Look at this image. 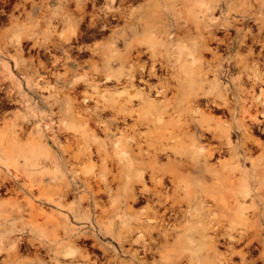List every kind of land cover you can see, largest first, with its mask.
<instances>
[{"label": "bare ground", "instance_id": "bare-ground-1", "mask_svg": "<svg viewBox=\"0 0 264 264\" xmlns=\"http://www.w3.org/2000/svg\"><path fill=\"white\" fill-rule=\"evenodd\" d=\"M50 1L53 0H47L43 4L48 6ZM255 1V7L248 6L240 10L239 20L243 24L254 20L257 29L255 32L252 27H238L235 20H229L228 14H224V17L215 14V10L222 13L227 0H74L75 6L73 1V4L69 3V7H75L73 12L65 13L61 6L50 8L47 40L39 43V46L50 53V65L55 67L58 61L61 62V57L58 58L55 54L57 50L71 51L73 47H77L81 53L89 52L96 56V60L80 62L78 58L70 59L67 55L72 63L82 68L88 64L91 68L71 81V87L83 84V88H87H84L82 96L78 95L81 97L79 103L76 101L79 105L75 103L76 106H69L72 117L87 120L89 117H81L84 112L82 109L85 110L88 100L93 99L97 106L102 103L95 113L101 122L98 128L109 136L119 134L114 140V151L110 152L113 168H107L106 164L101 166L93 195L95 202L100 203L102 196L113 194L110 186L115 182L118 186L116 194H119L122 205L117 203L115 207L116 218L81 237L82 240L93 239L95 243H99V237L106 235L113 242L112 246H101L103 253L111 252V255H105V260L100 263V257L99 260L94 259L91 264H255L256 258L247 256V249L253 248L259 228L252 222L255 219L250 220V214L255 217L261 212L256 210L255 201L259 199L264 203V192L256 193L249 186L231 185L232 179L223 175L227 166L238 163L241 159H249L251 164L256 163L249 142L255 140V126L264 124V0ZM33 6L36 7L37 3L33 2ZM66 16H69L73 26L55 34L54 19L58 17L63 20ZM82 24L86 26L85 29L100 27L101 31L110 30L108 39L105 43L84 45L89 36L85 34V30L82 32ZM230 28L234 29V36H230L232 33L224 38L217 36V31ZM214 41H217V45L212 47L210 43ZM221 44H225V57L229 62L225 69L222 68L224 54L218 51ZM18 45H21L20 40ZM121 45L123 49H120ZM234 48H237L235 52ZM242 50L245 52L242 53ZM75 53L78 57L79 52ZM207 53L211 54V61L207 59ZM90 54L86 56L89 57ZM38 55L41 56L40 53ZM97 55L98 59L99 56L102 59L100 68L98 64L101 62L97 64L100 60H97ZM43 58L41 57L42 60ZM41 59L39 63L37 60L39 67L35 66L37 72L49 67L48 59L46 62ZM204 64L214 69V77L209 78L203 72ZM247 67L250 69L246 70ZM236 68L239 72L246 71L247 77L243 78V75L238 74L228 86L222 85V71L228 76ZM67 78L70 76L64 77L66 80ZM102 80L114 81V84L102 86ZM27 82L29 84L30 80ZM229 89L231 94L237 96L233 100H230ZM107 96L109 101L101 102ZM241 103L242 109H238ZM214 109L226 111L230 120L225 118L227 114L223 113V118L214 112L218 115L216 118L212 114ZM238 111H241L242 117L236 119ZM103 112H108L110 117L103 119ZM89 116L91 119L92 115ZM128 119L132 122L128 123ZM121 121H126V124L119 126ZM111 124L115 126L113 132ZM141 127L146 130L141 131ZM231 133L242 134V137L233 140ZM72 135L74 136L73 133ZM14 136L15 140L19 139L17 133ZM129 140L134 141L136 146L129 145ZM213 140L216 142H212ZM76 141L77 146L79 141ZM35 148V145H31L30 152L35 155L32 162L41 165L44 159L35 154ZM98 152L102 156L103 153L100 150ZM225 152L231 159L224 160L220 157ZM162 157L165 161L161 160ZM138 158L140 161H137ZM145 159L147 163L144 162ZM78 161L81 164L80 159ZM147 177L150 184L147 183ZM5 180L7 177L0 174L1 186ZM167 181L171 186H168ZM262 188L264 191V186ZM34 189L29 187L26 191L35 195ZM36 190H39L40 201L57 203L69 191L60 188L55 192L58 194L55 197L47 195L40 188ZM246 197H250L249 204H245ZM143 202L147 206L137 210L135 205ZM116 222L117 230L113 226ZM26 232V227H22L17 236L8 235L0 239V264L45 263L42 253L40 255L34 252L33 257L22 256L21 249L24 245L26 248L27 245H38L48 249L51 264H84L91 259L89 248L84 250L85 244L82 249L87 254L83 255L77 248V232L67 231L66 236L69 238L61 243L56 241L55 243H59L56 246H52L44 238V232H40L41 236H37V241L36 238L28 237ZM219 236L224 242L219 241ZM257 240L259 245L264 246V237L258 236ZM242 242L245 243V248L247 246L246 251L243 247L236 249ZM221 244L226 245L229 252H218ZM256 244L255 247L258 246ZM170 251H173L172 256ZM212 253L216 255V259L211 257ZM234 257H239L238 263H235Z\"/></svg>", "mask_w": 264, "mask_h": 264}, {"label": "rangeland", "instance_id": "rangeland-1", "mask_svg": "<svg viewBox=\"0 0 264 264\" xmlns=\"http://www.w3.org/2000/svg\"><path fill=\"white\" fill-rule=\"evenodd\" d=\"M72 1L74 2V0H53L49 2L48 6H45L43 3H46L47 0H0V124L3 123L0 125V174H4V176L7 177V180L5 181L10 182V184L8 182L9 185L6 182H4L2 186L0 185V239L8 235H11L13 237L17 236L19 234V230L22 227H26L27 232L25 234H27L28 237L36 238L35 241H37V236H41L40 232H44V238L49 243H51L52 246H56L57 244L64 242L65 240H67V238H69L66 236L67 231L77 232V239L75 240L76 246L83 255L89 252V258L91 259L90 261H85L84 264H91V261L94 259H101L98 261V263H100L105 260V255H111V252L106 254L103 253L101 246H112L113 242L106 235H101V237H99V243H95L93 239H89V241L88 239L82 240L81 237L84 233L90 234L92 230H97L103 224H108L109 221L116 218L117 209L115 207L117 203H120L122 205V202H120L119 194H116L118 192V186H116L115 182H112L110 186L113 194L111 196H108L107 194L102 196V201L98 203L99 205L95 202L96 198L93 195V190L96 188L95 181L96 179H98V177H100L99 171H101V166L106 164L107 168H113L111 163L110 152L114 151V140L119 134L109 136L104 134V130L98 128L100 127L99 123L101 124V122H99V120L95 116V113L98 109L101 108V102L109 101L108 96L103 97L101 102H99L101 104H99L98 106L96 105L95 100L89 99L87 102L88 105H86V109H82V111H84L82 114V111L80 109V114L82 115L81 117H89L88 119H90L91 116L89 115H92L93 119L91 118L90 120H78L76 119L77 117H74V119L72 117L73 114L70 113L71 111L69 109V106H76V101H78L79 103L81 99V97L79 96H82L81 93H83V91L85 90L84 88H86H83V84H81V86L80 84H78V87L80 89L77 86L75 87V89L74 87H71V81L74 78H77L84 71H90L91 68L88 64H86L85 67L82 68L80 65L72 63L71 60H68L67 55H69L70 59L76 60L78 58L77 60H79L80 62H87L89 59H94V57L96 56H93L88 52L87 54H90V56H92L88 57L86 56V53H81L80 50L78 51L77 47H73L71 51L57 50L56 52L58 54H55L58 58L61 57V62L59 63L58 61V64L55 67H52L50 65L51 63L49 62L50 53H48L44 48H42V46H39V43L42 44L44 43V41L47 40V24L49 23L47 22V18L49 17L51 12L50 8L61 6L62 10L65 13L73 12L72 10H75V2L73 4L71 3ZM97 1L101 2L102 0ZM33 2L37 3L36 7L33 6ZM69 3L73 4L74 6L70 5L71 7H69ZM255 3V0H227L222 13L217 12V10H215V14L217 16L222 17H224V14H228L229 20H235L237 23L235 24L238 27H244L246 29L248 27H252L253 31L255 32L257 31V29L255 28L256 26L254 20H250L246 24L239 22L241 17L240 10L248 6L255 7L257 5V3ZM87 23L88 21L86 19L85 24ZM53 24L55 25V34L73 26V24H71L69 21V16H66V18L63 20L56 17L53 21ZM85 28L86 26L84 27V24H82V32L83 30H85V34L89 36L85 39L86 41L84 40L85 42L83 41L84 43L82 42L84 45H94L103 42L105 43L109 37L110 30L101 31L99 30L100 27H96L94 29ZM89 32L92 34H90ZM102 32H104V34ZM216 34L217 36L220 35L221 38L227 37L230 34V36L232 37L235 35V31L233 28L221 29L217 31ZM18 40H20V46L18 45ZM26 42L28 43L26 44ZM25 45H28L29 47H26ZM210 45L212 47H215L217 45V41H214L213 43L211 42ZM222 45L223 44L220 45V47L222 48L219 47L221 51L219 50V48L218 51L224 54L222 68L225 69L228 66L229 62L228 60H226L225 57L227 55V51L226 49H224L225 44L223 46ZM5 47L6 50L8 49V51L5 50ZM120 49H123L122 45L120 46ZM236 49L237 48H234L233 52H235ZM33 50L34 52H32ZM72 51L74 53L76 51L77 53L79 52L78 57L76 53L75 57ZM241 52L244 53L245 50H242ZM39 53L41 56L38 55ZM41 57H44L43 60H45L43 61ZM40 59L43 62H46V59H48L47 64L49 67H47L45 71L41 70L40 72H37L35 68L39 67L38 63ZM99 59L97 55V60H99L97 64L101 62L100 64H98L100 68L102 67V59L100 56ZM207 59H209L210 61L212 60L211 54L207 56ZM94 60H96V58ZM224 62H226V64ZM20 69L22 70L20 71ZM248 69L250 68L247 67L246 70ZM25 71H27L28 73H26ZM203 72L207 74L209 78L214 77V69H212L210 65L204 64ZM4 73L6 74L4 75ZM245 73L246 71L239 72V69L236 68L232 70L227 76L225 72L222 71L220 81L222 85L228 86L230 84L231 79L236 77L238 74L243 75V78L247 77ZM67 75H69L70 78H67L66 80L64 79V77ZM40 77L43 80H41ZM28 79L30 80L29 84L27 82ZM50 79H52V82H50ZM102 82V86H107L108 84V86H110L114 81L104 82L102 80ZM60 87L62 92L59 89ZM72 90H75V93L72 92L73 94L71 93L72 95H70V92ZM78 90L80 94L78 93ZM67 91L69 92L67 93ZM228 92L230 95L231 89H229ZM229 97L230 100H233V98H236L237 96L236 94H231ZM9 99L10 103H8ZM4 103H6L7 105H5ZM242 105V103L239 104L238 109H242ZM214 112H216V114H219L220 116H223V118L225 114H227L224 110L214 109L212 111V114L216 118L218 117V115L216 116ZM241 114V111H238L236 119L242 117ZM103 115V119H107L110 117L108 112H103ZM70 116L72 119L70 118ZM54 117H56V119ZM62 118L63 121H61ZM225 118L227 120H230V115L227 114V117ZM128 120V123L132 122L130 119ZM22 123H24L25 125ZM124 124H126V121H121L119 123V126H123ZM60 126L62 128L57 129V127L59 128ZM263 126L264 124H257L255 126V128L253 129V135L255 137V140L254 142H249L250 146L253 149L252 157L256 160V163L251 164V161L249 159H241L238 163H233L230 166H227L223 173V175L227 179H232L231 185L233 184L234 186L245 187L249 186L252 188L253 191H256V193L264 192L262 188V186H264ZM113 127L115 126L111 124L112 132L114 131L112 130L114 129ZM140 129L141 131L146 130L145 127H141ZM20 131L22 135L19 134ZM71 131L75 137L72 135V133H70ZM15 133L18 134L19 139H22L15 140ZM238 137H242V134L231 133V138L233 140L238 139ZM79 138H81V140ZM70 141H73L74 144ZM75 141H79L77 143V146ZM212 142L216 141L213 140ZM31 145H35L36 147L34 151L35 154H37L38 157L44 159L43 164L35 165L32 162L35 159V155L33 156L30 152ZM67 145L68 148L66 147ZM93 145L97 146V148H94L95 146ZM129 145L136 146V144L132 140H129ZM71 146H73V148ZM98 150L103 153L102 156H99ZM220 157L224 160L231 159L230 155L226 152L223 153V155ZM79 159L81 161V164L78 161ZM161 160L165 161V158L162 157ZM137 161H140V158H138ZM144 162L147 163V159H145ZM95 174H97V176ZM86 175L87 177H85ZM81 176H84L83 179ZM90 176H92L93 178H91ZM24 177L28 180H26ZM147 183L150 184L148 177ZM167 183L168 186H171V183H169L168 181ZM29 187H32L33 189L40 188L44 190L47 195L51 194L55 197L58 195L55 192L60 188L69 189L71 193L68 191L69 194L67 193L65 196H61L60 203L42 202L38 198L39 190L34 189L35 195L37 194L35 196L34 193L32 194L26 191V189H28ZM8 188H14V190H9ZM36 203L38 206L36 205ZM249 203L250 197H246L245 204ZM255 203L256 210H260L261 212L255 217L250 214L251 211H249V214L251 217L250 220L255 219V221L252 222L255 224L256 227L259 228V232L255 236L256 241H253V248L248 247L250 251L248 252L247 249V256L253 258L255 257V264H264V246L261 244L259 245L260 242H258L257 240L258 236L264 237V203H262V201H260L259 199H257ZM46 206H49V208ZM146 206L147 204L143 202L140 205H135V208L137 210H141ZM123 208L124 206L121 207V211L123 210ZM102 210L104 212H101ZM113 226H115V229L117 230V222ZM219 238H221L219 239L220 242L222 240V242H224V239L222 237L219 236ZM56 241L59 243H55ZM84 244L85 247L82 246ZM255 244L258 246L255 247ZM222 245L223 244H221V246H218V252H229L228 247L226 245ZM29 246L30 245H27L29 249L26 248L25 245L21 249V251L23 250L22 256L33 257L34 252H38L40 255L42 253L41 257L43 256L42 258H44L45 260L44 264H51L52 260L48 254V249L39 247L38 245L30 246L31 248ZM82 247H84V250H88L87 248H89L88 252L84 251ZM240 247L245 248V243L242 242V245L240 243L239 247L237 245L236 249H239ZM24 248H26V250ZM30 250H32V253H29ZM39 250L41 252H39ZM110 250L111 249H109V251ZM170 255H173V251H170ZM2 256H4V254H2ZM215 256L216 255H214L213 253L211 254V257L214 258ZM184 260L183 262H186ZM233 260L235 261V263H238L237 260L239 261V257H234Z\"/></svg>", "mask_w": 264, "mask_h": 264}]
</instances>
